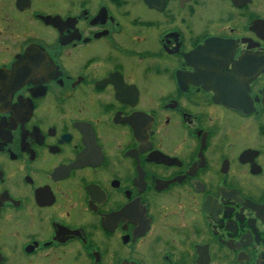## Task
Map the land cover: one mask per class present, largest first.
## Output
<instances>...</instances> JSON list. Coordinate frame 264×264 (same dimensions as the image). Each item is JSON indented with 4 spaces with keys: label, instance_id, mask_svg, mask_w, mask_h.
Here are the masks:
<instances>
[{
    "label": "flooded vegetation",
    "instance_id": "obj_1",
    "mask_svg": "<svg viewBox=\"0 0 264 264\" xmlns=\"http://www.w3.org/2000/svg\"><path fill=\"white\" fill-rule=\"evenodd\" d=\"M0 264H264V0H0Z\"/></svg>",
    "mask_w": 264,
    "mask_h": 264
}]
</instances>
